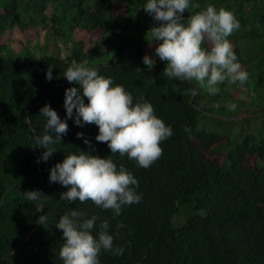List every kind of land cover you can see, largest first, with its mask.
Here are the masks:
<instances>
[{"label": "trees", "instance_id": "trees-1", "mask_svg": "<svg viewBox=\"0 0 264 264\" xmlns=\"http://www.w3.org/2000/svg\"><path fill=\"white\" fill-rule=\"evenodd\" d=\"M192 2L199 7H190L185 18L213 4L240 21L228 39L248 73L245 84H221L209 95L194 82L163 77L166 62L158 58L149 72L142 57L160 42L150 45L146 34L159 22L143 10L145 0H123L119 10L113 0H0V264H63L56 222L69 208L97 216V226L107 221L114 243L125 248L120 257L104 253L101 264H264V136L236 134V120L225 119L250 113L249 102H264V0ZM15 28L26 45L36 39L43 44L37 59L5 55L6 32ZM73 62L123 84L134 102H151L173 128L161 142V157L147 169L114 156L135 175L142 197L119 217L91 201H61L68 189L49 182L50 169L71 152L110 155L107 144L95 140L96 125L81 128L69 119L61 145L53 146L47 162H37L45 151L35 143L44 134L40 109L50 104L65 118V90L75 85L63 72ZM49 67L52 81L45 78ZM229 102L237 105L234 111L225 107ZM30 190L44 195L39 212L22 195ZM44 215L47 222L39 223Z\"/></svg>", "mask_w": 264, "mask_h": 264}, {"label": "clouds", "instance_id": "clouds-1", "mask_svg": "<svg viewBox=\"0 0 264 264\" xmlns=\"http://www.w3.org/2000/svg\"><path fill=\"white\" fill-rule=\"evenodd\" d=\"M142 7L159 22L158 27H151L146 34L150 45L160 42L152 55L142 57L149 72L158 58L166 62L163 77L194 82L209 95L218 94L221 84L246 83L248 73L242 69L228 39L241 28L232 11L208 4L185 18L190 7H199L193 5L192 0H145ZM63 76L75 86L65 90L64 119L50 104L40 109L39 116L45 121L44 134L35 136V143L45 151L37 162H47L57 150L53 146L61 145L68 132L69 119L81 128L96 125L95 140L106 143L110 155L100 157L78 148L50 169L49 182L68 189L61 193V201L81 204L91 201L100 209L111 211L113 217H119L125 207L138 204L142 197L137 192L139 181L135 175L118 165L114 156H126L138 167L147 169L161 157V142L173 135V128L157 116L151 102L143 98L134 102L133 94L123 84H116L111 77L100 74L96 67L73 62ZM45 78L54 79L51 67ZM225 107L234 111L237 105L229 102ZM76 135L91 147V141L83 132ZM22 195L36 206L37 212L43 209L41 191L30 190ZM47 219V215L40 216L38 222L45 224ZM56 227L62 230L64 239L59 250L63 264H101L100 257L104 253L116 257L124 254L125 248L114 243L108 222L102 221L97 226L95 215L89 218L86 212L69 208L60 215Z\"/></svg>", "mask_w": 264, "mask_h": 264}, {"label": "rangeland", "instance_id": "rangeland-1", "mask_svg": "<svg viewBox=\"0 0 264 264\" xmlns=\"http://www.w3.org/2000/svg\"><path fill=\"white\" fill-rule=\"evenodd\" d=\"M114 3L113 8L114 9H121L122 4H123V0H113ZM7 36H8V43H7V48L5 51V55L8 56H12V57H16V58H23L28 57L29 59H37L43 52L44 50V46L42 43L37 42L38 40L36 39V41H34L31 44H25L26 41L24 42L21 37H20V31L19 29L15 28L10 30L9 32H6ZM36 31H32L31 33H29L30 36H35ZM22 42H21V41ZM37 44V45H36ZM62 51V54L64 55L66 53L65 49L63 48V46L58 43L57 45ZM51 48H54L53 46H51ZM22 56V57H21ZM166 66V65H165ZM165 68V67H164ZM248 107H250V113L245 114V115H240L237 117H232V118H225L227 120H236V134L238 133L239 130H243L244 134H252V135H259L261 133V135L264 136V102H256V104H252L251 102H249L247 104V109ZM261 109L263 111H261ZM256 112V113H255ZM260 112H263L262 114ZM255 113V114H254ZM248 118L247 122L243 125L239 124V122L243 119V118ZM250 119V120H249ZM239 121V122H238ZM242 139L241 137L238 139V141L240 142ZM260 166L262 167V163H259ZM176 224V222H174Z\"/></svg>", "mask_w": 264, "mask_h": 264}]
</instances>
